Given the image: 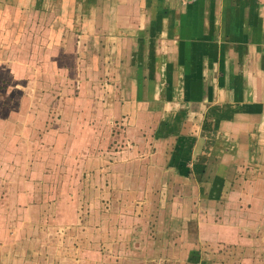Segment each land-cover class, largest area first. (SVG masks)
<instances>
[{"label": "rangeland", "instance_id": "obj_1", "mask_svg": "<svg viewBox=\"0 0 264 264\" xmlns=\"http://www.w3.org/2000/svg\"><path fill=\"white\" fill-rule=\"evenodd\" d=\"M85 2L0 0V264H264L258 171L182 181L166 120L117 114L114 36L85 34Z\"/></svg>", "mask_w": 264, "mask_h": 264}, {"label": "crops", "instance_id": "obj_2", "mask_svg": "<svg viewBox=\"0 0 264 264\" xmlns=\"http://www.w3.org/2000/svg\"><path fill=\"white\" fill-rule=\"evenodd\" d=\"M85 6V34L102 32L116 41L111 37L108 46L117 60L112 56L106 68L116 71L120 84L117 101L110 99L117 114L137 119L144 108L166 120L170 150L179 139L182 149L192 148L191 173L182 181L211 175L216 193L248 164L259 176L253 190L261 189L264 0H86ZM98 20L102 31L95 33ZM188 191L185 196L198 194L195 187Z\"/></svg>", "mask_w": 264, "mask_h": 264}]
</instances>
